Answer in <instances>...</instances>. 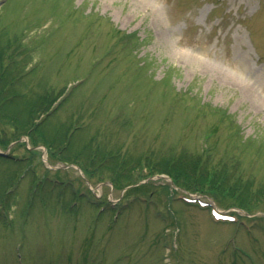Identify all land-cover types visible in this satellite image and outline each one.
Segmentation results:
<instances>
[{
	"label": "rangeland",
	"instance_id": "374dc122",
	"mask_svg": "<svg viewBox=\"0 0 264 264\" xmlns=\"http://www.w3.org/2000/svg\"><path fill=\"white\" fill-rule=\"evenodd\" d=\"M0 3V34L22 40L28 67L37 65L33 83L62 90L86 76L58 115H78L97 146L124 158L207 148L210 168L254 179L253 189L264 185V0ZM112 30L135 39L122 43ZM12 147L0 151L26 155ZM37 149V177L68 179L72 189L112 203L133 191L90 182L79 168ZM13 174L0 159V198ZM29 183L10 197L12 216L0 215V264H264V231L254 228L251 237L243 227L235 232L214 222L206 210L172 198L161 187L167 177L150 182L152 196L149 189L131 193V206L113 224L109 215L95 221L85 201L70 212L67 186L59 205L53 198L38 202L46 198L38 191L30 208ZM218 202L221 212L245 216ZM259 212L264 205L252 215Z\"/></svg>",
	"mask_w": 264,
	"mask_h": 264
},
{
	"label": "trees",
	"instance_id": "16d2710c",
	"mask_svg": "<svg viewBox=\"0 0 264 264\" xmlns=\"http://www.w3.org/2000/svg\"><path fill=\"white\" fill-rule=\"evenodd\" d=\"M119 35L113 30L110 33L111 38L121 39L122 43L135 39L134 34ZM26 51L20 38L0 34V149H6L13 142L14 148H23L19 139L27 136L32 147L41 144L48 149L49 159L76 163L88 177L109 180L114 187L134 183L137 181L133 178L134 173L144 167L150 175H168L175 185L188 192L212 196L249 213L264 205V185L253 189L254 179L243 182L240 176L228 173L226 167L210 168L209 159L203 158L208 154L207 150H201L200 154L179 153L160 158L148 155L124 158L118 150L97 146L95 137L84 132L78 115L59 118L58 113L70 100L72 91L61 98L64 89L55 90L40 80L32 82L37 65L28 67L30 62L24 58ZM25 152L31 157L37 155L34 150ZM0 159L13 166L12 182L17 172L15 166L32 164L31 159ZM42 179L45 180L46 175H42ZM12 182L3 191L0 202L14 197L6 193Z\"/></svg>",
	"mask_w": 264,
	"mask_h": 264
}]
</instances>
